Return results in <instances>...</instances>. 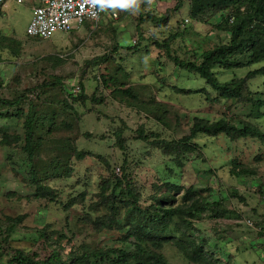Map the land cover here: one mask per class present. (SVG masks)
<instances>
[{
  "label": "rangeland",
  "instance_id": "rangeland-1",
  "mask_svg": "<svg viewBox=\"0 0 264 264\" xmlns=\"http://www.w3.org/2000/svg\"><path fill=\"white\" fill-rule=\"evenodd\" d=\"M135 3L138 10L110 4L98 27L86 24L79 31L56 32L43 42L26 35L32 0L0 6L1 36L21 44L18 54L0 45V98L12 100L33 91L30 101L21 106L22 116L17 108L0 106V115H10L0 116V264L14 249L44 259L52 249L48 239L65 257L81 252L80 247L90 252L120 247L121 231L97 230L94 221L106 212L91 207L99 202L103 183L110 180L113 185L116 178L125 177L142 193V204L150 203L144 201L154 185L168 179L180 181L184 192L175 194V205L185 207L182 195L193 187L205 210L195 220L186 218L215 246L221 264H264V145L251 138L199 137L196 142L204 147L202 152L189 154L192 160L180 167L151 144L152 134L166 140L188 134L195 117L211 122L249 120L247 102H209L204 93H178L175 87L200 91L206 83L177 67L158 46L171 40L172 56L201 62V54L230 41L227 27L217 28L222 12H209L198 21L190 16V0ZM112 12L118 18H112ZM148 15L168 16L169 21L163 26ZM118 45L122 47L114 51ZM103 56L108 60L95 62ZM262 65L216 67L214 72L221 82H230ZM54 82L60 84L46 86ZM124 87L135 98L126 95ZM250 87L264 91V77L252 79ZM209 91L213 99L219 95ZM81 92L83 101L78 99ZM27 117L33 119L32 158L26 148ZM253 123L264 132V117ZM141 130L150 135V142L139 138ZM78 152L86 154L79 157ZM258 156L261 159L256 161ZM233 160L254 173L234 176ZM32 168L46 191L57 194L56 201L37 195ZM81 194L86 196L84 202L80 198L73 208L64 207ZM215 208L223 216L215 217ZM170 229L169 235L178 237L173 225ZM42 230L47 239H40ZM162 252L171 264H194L173 239Z\"/></svg>",
  "mask_w": 264,
  "mask_h": 264
},
{
  "label": "trees",
  "instance_id": "trees-1",
  "mask_svg": "<svg viewBox=\"0 0 264 264\" xmlns=\"http://www.w3.org/2000/svg\"><path fill=\"white\" fill-rule=\"evenodd\" d=\"M190 3V16L194 20L199 21L202 16L212 11L222 12V20L217 28L222 30L226 26L225 29L230 36V41L201 54V62L196 60L183 61L175 55L172 56L169 45L171 40L161 45L158 44L159 48L166 52L177 67L197 74L206 83V88L200 91L176 87L175 90L184 95L204 93L209 102H220L221 100L247 102L249 113L246 116L249 120L230 121L222 118L211 122L202 117H195L188 134L183 137L166 140L161 139L157 134H152L154 140L151 144L180 167H184L186 161L192 160L189 154L197 150L202 152L204 147L196 142L199 137L217 138L224 136L231 141L251 138L259 140L264 145V132L257 124L253 123V121L264 117V91H254L250 87L252 79L264 77V65L248 72L245 77L235 78L230 82H221L214 72L216 67L232 70L264 63V0H190ZM1 14L0 9V16ZM146 18L163 26L169 21L168 16L159 19L154 15H148ZM1 35L0 33V45L5 49H10L14 54H18L17 48H20L21 44L13 38ZM121 47L116 46L114 51ZM239 55L243 56L245 60L237 59L236 57ZM107 60L108 58L103 56L96 59L95 62ZM57 84L60 83H47L46 86ZM81 88L83 90V87ZM209 89L219 95L214 99L211 98ZM121 90L129 97L135 98L130 88ZM30 93L33 91L30 90L27 94L24 93L12 100L0 98V106L6 110L17 108L19 116H22L24 111L21 106L30 101ZM78 99L83 101L82 92ZM0 116L3 118L10 117L9 114H1ZM26 128V148L32 158L34 133L31 117L26 118ZM139 133L141 140L150 142V135L145 134L143 130ZM117 135L120 140L121 132ZM85 154V152H78L77 156L84 157ZM260 159V156L255 158L256 161ZM231 164V173L236 177H245L254 173L239 160H233ZM68 172L72 173V170L69 169ZM30 174L31 181L37 186V195L50 197V201H56L57 194L52 189L46 191V187L44 188V184L38 178L35 168L31 169ZM125 179L126 177L124 179L116 178V183L113 185L110 180H107L105 184L103 183V186L100 187L99 202L91 207L96 209L100 206L106 212L104 216L98 217L94 221L97 230L118 229L121 231L120 247L107 246L92 252L85 247H80L81 252L72 251L65 257L62 249L53 247L48 239L47 242L52 249L44 259H40L37 253L31 254L20 249H14L7 253L8 259L5 264H171L162 252L171 239L175 240L179 250L188 261L194 264H221L219 257L214 252L215 246L211 245L209 239L201 237V231L186 218L189 216L195 220L200 211L204 209L194 197L197 193L193 187L188 188L182 195L183 201L186 202L185 207L175 205L177 202L175 194L184 192L180 181L168 179L154 185L152 194L144 201L150 203L142 204L141 200H144L142 193ZM80 198L84 202L85 194H81L80 197H73L64 207L73 208L79 204ZM215 209V217L223 216V212L218 208ZM176 219H179L181 223L176 224ZM172 225L175 232H179L178 237L169 235ZM39 235L41 240L48 238L45 230L39 231Z\"/></svg>",
  "mask_w": 264,
  "mask_h": 264
},
{
  "label": "built area",
  "instance_id": "built-area-1",
  "mask_svg": "<svg viewBox=\"0 0 264 264\" xmlns=\"http://www.w3.org/2000/svg\"><path fill=\"white\" fill-rule=\"evenodd\" d=\"M10 1L18 4L25 2V0H0V6L3 9L7 8V3ZM109 5L106 3L101 7L96 0H32L31 20L26 30L27 38L43 42L56 32L79 31L86 24L98 27ZM111 15L112 18H118L115 12Z\"/></svg>",
  "mask_w": 264,
  "mask_h": 264
},
{
  "label": "clouds",
  "instance_id": "clouds-1",
  "mask_svg": "<svg viewBox=\"0 0 264 264\" xmlns=\"http://www.w3.org/2000/svg\"><path fill=\"white\" fill-rule=\"evenodd\" d=\"M96 3L100 4L101 7H103L106 3H109L113 7H132L134 10H138L139 8V5L135 3V0H131V2H129V0H96Z\"/></svg>",
  "mask_w": 264,
  "mask_h": 264
}]
</instances>
